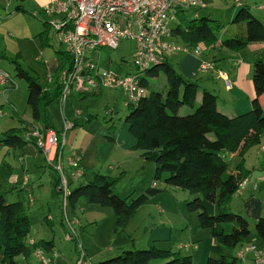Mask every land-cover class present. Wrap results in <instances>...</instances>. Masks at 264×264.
<instances>
[{"label":"trees","instance_id":"obj_1","mask_svg":"<svg viewBox=\"0 0 264 264\" xmlns=\"http://www.w3.org/2000/svg\"><path fill=\"white\" fill-rule=\"evenodd\" d=\"M176 16L178 22L170 25L175 40L189 47L201 45L204 50L214 47L218 42L215 33L219 26L215 20H186L182 11L176 12ZM232 24L238 28L219 40L222 48L237 52L253 43H262L264 46V24L251 14L248 6L240 4L237 7ZM45 25L48 30L49 25ZM42 36L39 35L41 42ZM56 54L60 60L59 67L45 86L23 69L16 59L0 55V60L15 66L17 77L25 82L26 105L32 121L42 130H53L48 108L59 99L62 90L61 72L71 64L64 52L58 51ZM159 75L164 77L165 90L147 92L146 97L126 108L124 117L127 132L136 141L133 149L141 151L153 163V185L130 199L117 191L120 176L94 173L86 183L69 190L67 209L74 212L81 204L108 208L114 214L116 226L124 228L136 210L150 198L168 188H176L189 194L191 198L184 203L185 212L195 213L198 229L209 232L214 240L205 264H241L233 255V250L249 237V223L241 215L232 213L228 203L248 176L244 155L258 145L260 137L264 135V110L259 103V97L264 95V47L254 55L251 71L254 97L251 108L235 116L219 111L216 96L206 90L201 91L200 104L195 108L199 92L197 83L186 80L168 60L142 73L139 85L147 90V78ZM99 93L76 96L81 99ZM184 107L191 109V112L183 116L179 112ZM23 132L26 131L9 129L2 133L0 147L13 151H21L28 145L35 147L34 140L30 143L24 140ZM231 154L239 158L234 169L228 164L227 158ZM3 164L0 165V264H27L33 250L42 249L49 253L53 244L39 241L28 245V216L22 202H7V196L14 190L9 182L13 170L6 163ZM158 183H163L164 188H158ZM254 235L264 243V218L254 224ZM152 261L192 264L190 256H181L155 246L126 250L94 264H148Z\"/></svg>","mask_w":264,"mask_h":264},{"label":"crops","instance_id":"obj_2","mask_svg":"<svg viewBox=\"0 0 264 264\" xmlns=\"http://www.w3.org/2000/svg\"><path fill=\"white\" fill-rule=\"evenodd\" d=\"M51 1L52 0H0V55L3 54L10 58V54L12 55V52L15 50V52H17V58H22L27 52V50L22 49L23 47H26L23 45L25 42L30 43L33 48L35 47L38 49V51L40 50L43 55H47L45 53L49 47V42L45 23L48 24L51 19L42 14V9ZM203 9H206L205 4ZM17 12L22 13L21 16L24 17L25 20L28 19L25 21V24L27 27L31 26V28L28 27L26 29L30 30V32L26 31L23 36L18 35L16 39L12 40L10 38V34L11 32L14 33V30L16 29V23L14 22L16 19L21 18ZM40 34L43 35L42 38L44 37L42 42L39 37ZM52 38L54 39L53 36ZM250 45H253L254 49L247 51V55H243L242 51L233 52L222 48L218 40L214 47L208 48L206 50H204L202 47L203 51L200 56H195L192 53H178L169 57L167 60L171 66L186 80L197 83L199 92L197 93L196 101H198L199 96H201V91L206 90L216 96L217 108L219 111L228 116H235L249 110V108H251V101L254 97V90L251 82L252 65L254 62L255 53L262 51L264 46L262 43H253ZM57 51L58 50L54 48L52 51L54 56L51 59L44 61L43 65H41L45 71L44 83L41 85H47L46 79L56 73L59 67L60 60L55 54ZM201 63L213 64V69L207 72H201L199 70ZM124 73L126 72L124 71L121 74ZM225 80L228 81L229 87L226 85ZM163 90H165V86ZM72 97L78 99V96L76 95H72ZM0 98L2 99V102H0L1 108L3 107L4 103H7V105L10 106L8 102L9 98L7 99V97H3L1 92ZM259 103L264 110V95L259 97ZM11 109V111L14 110L13 107H11ZM64 119L68 120L67 118ZM19 123V128L13 127L11 129L28 131L38 125L33 121L26 122L25 120H22ZM63 123L64 121L62 122V126L58 129L54 125H50L55 132H60L63 127ZM71 124L73 125L74 129L78 126L79 122L77 119H74V122ZM122 132L123 131H121V134L118 135V143L116 144L117 148H115V153L119 155H130L134 152L133 147L135 146L136 141L131 136H123ZM28 146L33 147L35 151L39 153L36 147L32 145ZM81 147L84 148L82 145ZM81 147L69 149L67 152L63 151V153L67 154V156L71 154H77L81 156L85 169V176L82 178V180H84L90 174L91 175L89 177L91 178L92 174L99 172H91L89 174L88 171L90 167H86L84 164V151ZM25 148L21 151H13L4 147L1 149V152L5 151V156L0 159L2 163H6L13 170V175L9 179V182L14 189L11 195L13 197L16 196V201L20 202H22L20 200V196L22 194L29 195V192L32 189L29 184L33 185L35 182L40 183V177H38V181L28 179V182L24 184V177L26 174H28V169L25 167L24 160ZM136 153H139L140 159L145 160L146 163H149V166L152 165L148 170L149 175L154 174L153 163L150 162L148 158L146 159L141 152ZM6 156H12L17 161L19 168H21L22 171L19 172L16 166L11 165L6 160ZM35 157L37 159L39 155L37 154ZM227 159L229 166L230 164L233 166H230L231 169H234L238 165L239 158L236 154L229 155ZM115 166L117 168L120 167L118 162H116ZM139 166L142 168L141 165ZM39 167L40 168L37 167L39 169V173L46 171V166ZM244 167L249 172L248 176L241 183L238 191L229 201L228 207L232 213L241 215L247 220L248 223H251H249V239H246L242 244L235 247L233 250V255L240 261L241 264H254L252 254H246L243 260H240L238 256L245 247L255 246L256 250H261L264 247V243H261L255 237L254 230L251 232L250 228L252 225L254 229V224L259 219L264 218V135L260 137L259 144L250 148L244 155ZM106 170L110 173L114 172V168L112 167H106ZM55 177L56 182L53 184V189L57 183L56 173ZM152 185V181L149 184L147 183L143 191L139 193H137L136 189L132 188L128 193L121 191L119 187H117V191L121 196L133 199L134 197L144 193V191ZM76 186H78V183L73 185L71 189ZM160 188H164L163 183H160ZM190 198L191 197L188 193L176 188H168L165 192L159 193L158 195L150 198L143 206L136 210L132 219L125 226L126 228L124 233L113 239V241H117L119 237H123V243L117 247H109L107 257H101L100 259L98 258L97 262L114 257L126 250H142L151 246H155L160 249L162 248L169 250L173 253H178L181 256H190L192 258V264H205L210 247L214 244V240L210 236L209 232L198 229L197 216L195 217L194 214H187L185 212L183 204ZM35 201V198H29L28 208L23 202L22 204L29 212L33 210ZM85 206H88V209L94 211L95 213H98V209H100L95 208L93 205L81 204L77 209H80L81 213L83 212L84 215L86 213V209L83 207ZM40 208L41 210L45 209L46 214L44 215V220L50 226L49 228L51 232L45 233V235L39 238V240L52 242L53 248L51 252L46 253V255L50 256L51 258L53 254H56V246L54 243L56 228L60 227L61 231L64 233H66V229L61 219L59 220V226L55 224L52 215V203L43 201L41 202ZM70 213L73 217L75 216V211ZM28 220H31L29 216ZM93 222L96 223L95 221ZM27 240H32L34 243H37L36 240L38 239L35 237L30 238V236H28ZM63 240L67 242L65 240V236L63 237ZM137 240L140 242H137ZM86 254L90 260L87 251ZM31 256L35 260L36 264H39V262L34 258L33 254ZM54 259L55 258L52 257V264H55ZM90 262L94 264V262ZM148 264H164V262L152 261Z\"/></svg>","mask_w":264,"mask_h":264},{"label":"rangeland","instance_id":"obj_3","mask_svg":"<svg viewBox=\"0 0 264 264\" xmlns=\"http://www.w3.org/2000/svg\"><path fill=\"white\" fill-rule=\"evenodd\" d=\"M201 1L205 4L206 9L198 10L195 17V10L185 11L184 16L186 20H191L193 18H210L215 20L219 26L215 33L218 40L222 37H227L232 31L235 32V30H237L238 26L232 24L237 7H233L228 3H222L219 0ZM241 4L248 6L251 14L264 24V0H241ZM17 14L21 16L22 13L17 12ZM174 18H176L175 15ZM49 19H51L50 21H53L55 16H49ZM27 20L28 19L25 20L22 16L15 20L14 23H16V29L14 30V33L11 32L10 34L12 40L16 39L18 35L23 36L26 31L30 32V30H26L28 27L31 28V26H26L25 21ZM47 34L49 47L45 53L47 54L46 56L43 55L40 50L38 51V49L35 47L33 48L30 43L26 42L23 44L26 47H23L22 49L27 50V52L22 58L17 59V52H15V50L12 52V55L10 54V58L13 60L16 59L23 69H25L31 76L38 79L40 84L44 83L45 72L41 65H43L44 61H47L54 56L52 54L54 48L63 52V48L56 43V40L54 41L55 38H52V36L54 37V34L50 26L47 30ZM175 41L183 46L181 42L177 40ZM249 46L239 50V52L242 51L243 55H247V51L254 49L253 45ZM200 49L203 51L202 47ZM99 55L102 64L107 62L108 66L113 70L118 71V73H123L124 71L126 73L134 72L132 65L133 43L130 41H123L116 50L101 47L99 48ZM0 63V68L10 75L15 86L13 90L8 91L5 95L7 99L9 98L8 102L10 106H8L7 103H4L2 107V111L6 115L0 117L1 138V133H4L8 129L13 127L19 128L20 121L25 120L26 122H32V119L26 105L27 91L25 82L17 77L15 66L12 63L5 60H0ZM105 67H107V65H105ZM147 81L149 84V89H147L148 93L150 91L161 92L164 89L165 81L162 75L155 78H147ZM0 102H2L1 98ZM123 102L124 93L120 89H101L98 95L89 94L81 99H76L71 95L63 105L60 106L59 101H56L49 107V122L58 129L62 126L63 121L72 123L74 122V119H77L79 122L78 126L66 131L64 151L67 152L69 149L81 147V145L84 146V148H81L84 151V164L86 167H90L88 171L89 174L91 172H99L105 175L111 174L112 177L120 176V181L117 184V187H119L121 191L128 193L132 188L136 189L137 193H139L143 191L147 183L149 184L152 181L154 174L149 175L148 170L152 165L149 166V163L140 159L139 153H136L141 151L133 150L134 152L130 155H119L115 153V148H117L116 144L118 143V135L121 134V131H123V136L126 135L130 137L126 125L124 124L126 108L123 106ZM199 104L200 96L195 103V108L198 107ZM11 107L14 108L13 111H11ZM75 112H78V115ZM189 112H191V109L184 107L180 110L179 114L184 116ZM64 118H67L68 120ZM3 148L4 147H0V159L5 156V151L1 152V149ZM24 153L25 167L28 169L26 177L34 181H38V177H40V183L35 182L33 185L29 184L32 188L29 195L22 194L20 196V200L27 208L29 198L32 197L36 199L33 210L28 212L26 208L25 211L31 218L29 221L30 234H28V236H30V238L35 237L38 239L36 242H39V238L43 237L45 233L51 232L49 228L50 226L44 220L46 212L45 209L41 210V202L47 201L48 203H52V215L57 226H59V220H62V207L60 204V196L57 193L56 188L53 189L56 177L55 173L51 170L52 168L50 169L48 167L43 156L40 152H36L33 147L27 146ZM37 154L39 157L36 159L35 156ZM63 157H67V154L63 153ZM145 158L147 159L148 157ZM6 160L11 165L16 166L19 172L22 171L21 168H19V164L12 156H6ZM0 162L2 165L3 163L1 160ZM116 162L119 163V168L115 166ZM38 165L46 166V171L39 173L38 168L40 167ZM139 165H141L142 168H140ZM230 166L233 167L232 164H230ZM3 167L5 168L6 165L3 164ZM106 167L114 168V172H108ZM89 176L84 180L80 179L77 182L72 183L71 187L77 183L78 185L79 183H86L90 178ZM157 186L160 188V183H158ZM14 201H16V196H7V202L12 203ZM83 208L86 209L85 215L83 212L81 213L80 209L75 210V217L79 223L78 241L72 240L70 242H65L63 237L67 233L61 231L60 227L56 228L54 243L56 246L55 253L57 254V257L54 259L55 264H75L79 245H82L85 248L90 261L97 263L98 258L107 257L109 247H117L123 243V237H119L117 241H113L114 238L124 233L126 227L119 228L116 226L114 214L110 209L95 206V208H100L98 209V213H95L94 211L89 210L88 206ZM68 212L70 215V211ZM194 216L196 217L197 215L194 213ZM250 228L251 232H253L254 229L252 225ZM247 239H249V237ZM138 241L139 240H137V242ZM252 247L255 248V246ZM27 264H36L32 256L29 258Z\"/></svg>","mask_w":264,"mask_h":264},{"label":"built area","instance_id":"obj_4","mask_svg":"<svg viewBox=\"0 0 264 264\" xmlns=\"http://www.w3.org/2000/svg\"><path fill=\"white\" fill-rule=\"evenodd\" d=\"M219 1L235 7L241 4V0ZM203 8L201 0H52L43 7L42 14L55 16L48 25L56 43L71 61L70 67L60 75V106L73 94L98 93L101 89L122 90L123 106H134L148 94L138 82L142 73L178 53L201 55V45L189 47L176 43L170 25L178 22L176 12ZM123 41L133 43L132 73H118L107 62H100L99 48L116 50ZM212 69L213 64L210 63H201L199 66L201 72ZM225 82L229 87L228 81ZM46 83H50V77ZM14 87L10 75L0 69L2 96L5 97ZM75 113L78 115V112ZM5 115L0 105V117ZM72 128L73 125L65 121L60 132L33 127L23 135L26 142L34 140L35 147L57 175L55 188L60 196L67 242L78 241L79 223L75 216L69 215L66 197L72 183L85 176L81 156L71 154L63 157L66 131ZM27 182L25 176L24 184ZM33 244L32 240L28 241L29 246ZM78 249L75 264H92L84 247L79 245ZM32 254L39 264H52V257H57L53 254L50 258L42 249H35ZM246 254H252L254 264H264V247L261 250L245 247L238 258L243 260Z\"/></svg>","mask_w":264,"mask_h":264}]
</instances>
